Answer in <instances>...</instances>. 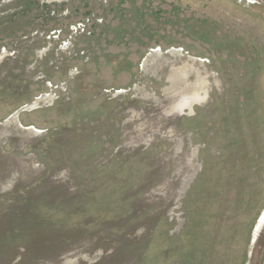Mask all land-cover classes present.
I'll return each mask as SVG.
<instances>
[{
    "label": "rangeland",
    "instance_id": "obj_1",
    "mask_svg": "<svg viewBox=\"0 0 264 264\" xmlns=\"http://www.w3.org/2000/svg\"><path fill=\"white\" fill-rule=\"evenodd\" d=\"M264 0H0V264H262Z\"/></svg>",
    "mask_w": 264,
    "mask_h": 264
},
{
    "label": "flooded vegetation",
    "instance_id": "obj_2",
    "mask_svg": "<svg viewBox=\"0 0 264 264\" xmlns=\"http://www.w3.org/2000/svg\"><path fill=\"white\" fill-rule=\"evenodd\" d=\"M263 250H264V248H263ZM262 264H264V253H263V258H262Z\"/></svg>",
    "mask_w": 264,
    "mask_h": 264
}]
</instances>
